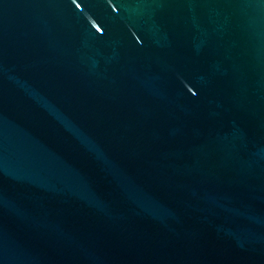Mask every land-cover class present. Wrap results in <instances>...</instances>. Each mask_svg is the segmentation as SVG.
Listing matches in <instances>:
<instances>
[{"label": "water", "instance_id": "water-1", "mask_svg": "<svg viewBox=\"0 0 264 264\" xmlns=\"http://www.w3.org/2000/svg\"><path fill=\"white\" fill-rule=\"evenodd\" d=\"M0 264H264V0H0Z\"/></svg>", "mask_w": 264, "mask_h": 264}]
</instances>
